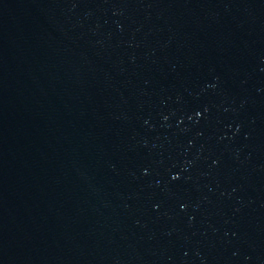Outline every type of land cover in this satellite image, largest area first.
I'll return each mask as SVG.
<instances>
[{"label": "water", "instance_id": "obj_1", "mask_svg": "<svg viewBox=\"0 0 264 264\" xmlns=\"http://www.w3.org/2000/svg\"><path fill=\"white\" fill-rule=\"evenodd\" d=\"M0 264H264V0H0Z\"/></svg>", "mask_w": 264, "mask_h": 264}]
</instances>
